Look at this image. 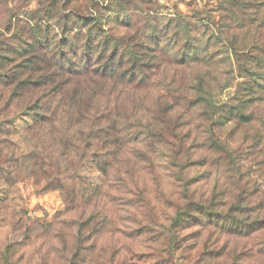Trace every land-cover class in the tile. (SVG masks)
<instances>
[{
    "label": "rangeland",
    "instance_id": "obj_1",
    "mask_svg": "<svg viewBox=\"0 0 264 264\" xmlns=\"http://www.w3.org/2000/svg\"><path fill=\"white\" fill-rule=\"evenodd\" d=\"M91 2L0 0V53L35 27L56 38L65 10L85 4L111 34L157 49L144 50V79L108 84L106 98L132 119L98 210L67 207L43 174L89 186L101 181L90 163L75 160L68 176L39 168L28 116L0 122V264H264V90L251 77L264 72V0ZM120 5L129 12L108 19Z\"/></svg>",
    "mask_w": 264,
    "mask_h": 264
},
{
    "label": "trees",
    "instance_id": "obj_2",
    "mask_svg": "<svg viewBox=\"0 0 264 264\" xmlns=\"http://www.w3.org/2000/svg\"><path fill=\"white\" fill-rule=\"evenodd\" d=\"M91 1L88 4L92 5ZM50 4L54 7L59 0H50ZM229 4V11L236 16L234 5ZM85 5L77 10H65L61 22L54 25L56 38L44 37L40 28L35 27L29 39L19 40L16 49L0 53V122L7 128L12 111L28 116L25 141L29 139L33 144L30 147L34 152L29 159L39 168L46 166L56 173L63 169L62 173L68 176L67 171H75V160L78 166L90 163L101 181L89 186L80 181L70 182L69 178L55 177L52 181L51 173L43 174L49 180L47 184L59 191L67 207L76 204L78 208L98 210L99 194L106 187L103 179L112 173V160L120 157L128 146L130 137L125 130L132 119L124 117L118 105L106 98L110 95L108 84L144 79L143 62L147 60L144 50H149L146 56H150L157 49L144 47L133 36L111 34L98 10L86 7L88 12H81ZM120 6L115 11L106 10L108 19L129 12ZM51 19L42 20L51 25ZM263 21L262 17L257 31ZM179 30L185 33V29L179 27ZM149 32L145 43L154 45L153 38L158 34L155 28ZM186 45L178 49L180 54H174L176 58L183 57ZM161 46L171 50L175 44ZM194 48L193 44L189 46ZM251 77L257 86L262 84L258 80L263 82L264 90V72Z\"/></svg>",
    "mask_w": 264,
    "mask_h": 264
}]
</instances>
